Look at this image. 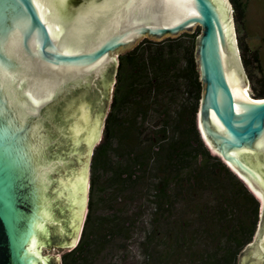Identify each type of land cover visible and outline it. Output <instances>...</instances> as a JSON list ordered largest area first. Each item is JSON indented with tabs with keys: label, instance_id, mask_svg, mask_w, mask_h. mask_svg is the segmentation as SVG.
Returning a JSON list of instances; mask_svg holds the SVG:
<instances>
[{
	"label": "water",
	"instance_id": "obj_1",
	"mask_svg": "<svg viewBox=\"0 0 264 264\" xmlns=\"http://www.w3.org/2000/svg\"><path fill=\"white\" fill-rule=\"evenodd\" d=\"M229 3L0 0V264H61L40 247L78 241L119 52L142 36L178 35L196 24L198 127L262 201L239 264H264V97L246 91Z\"/></svg>",
	"mask_w": 264,
	"mask_h": 264
},
{
	"label": "trees",
	"instance_id": "obj_2",
	"mask_svg": "<svg viewBox=\"0 0 264 264\" xmlns=\"http://www.w3.org/2000/svg\"><path fill=\"white\" fill-rule=\"evenodd\" d=\"M231 3L237 23H243L246 1ZM200 32L145 37L118 55L102 138L92 155L87 213L61 264H94L115 241L125 247L148 203L151 228L141 242L145 264H238L253 241L261 202L210 150L198 127ZM241 42L252 95L264 97L261 55Z\"/></svg>",
	"mask_w": 264,
	"mask_h": 264
},
{
	"label": "rangeland",
	"instance_id": "obj_3",
	"mask_svg": "<svg viewBox=\"0 0 264 264\" xmlns=\"http://www.w3.org/2000/svg\"><path fill=\"white\" fill-rule=\"evenodd\" d=\"M247 3V9L244 14V20L243 23H237L234 7L233 4L229 3L230 10H231V16L233 18V28L235 30V39L238 47V52L241 55V48H240V42L246 43L250 45L252 49H257L261 55V61L262 65L264 67V0H244ZM201 31V25L196 24L193 31L188 32H197ZM183 32H180L178 35H169V36H163L155 40H163L167 37H177L180 36ZM145 37L150 38L149 36H142L131 48L122 50L119 53L126 52L128 50L133 49L136 47ZM118 54V53H117ZM116 54V55H117ZM246 73L248 75L247 69L245 68ZM249 78V76H248ZM248 91L252 95V81L249 78L248 81ZM104 127V126H103ZM103 129V128H101ZM102 138V134H101ZM101 138L98 139V143L101 141ZM96 145V144H95ZM94 145V147H95ZM94 147L92 148L91 157L89 160V175H88V191L90 186V175H91V161H92V155L94 151ZM255 194V193H254ZM256 195V194H255ZM257 196V195H256ZM88 198V197H87ZM258 198V196H257ZM259 199V198H258ZM261 202V209H262V201ZM88 202V199H87ZM139 203L134 205L132 208L133 211H137ZM145 215L138 219L134 226H131L132 236L129 240H126L123 242L125 244V247L118 246L117 243H112L107 247L105 251H103L101 254L98 255V257L95 259L94 264H145V254L143 251L144 246H142L141 242L146 237L147 231L151 228L150 224V218H151V206L145 207ZM87 213V211H86ZM86 216V215H85ZM260 224V223H259ZM258 224V227H259ZM82 230V228H81ZM81 230L79 232V235L81 233ZM258 230V228H257ZM257 232V231H256ZM256 235V233H255ZM79 237V236H78ZM79 239V238H78ZM255 239V236H254ZM254 239L251 243L254 242ZM74 247H67L64 245H57V244H50V245H41L40 247V253L45 255H58L61 262V256L65 251H68ZM127 251L128 256H126V259L123 258V253ZM240 261V257L238 259V264Z\"/></svg>",
	"mask_w": 264,
	"mask_h": 264
},
{
	"label": "bare ground",
	"instance_id": "obj_4",
	"mask_svg": "<svg viewBox=\"0 0 264 264\" xmlns=\"http://www.w3.org/2000/svg\"><path fill=\"white\" fill-rule=\"evenodd\" d=\"M246 91L248 92V94L251 96V94L249 93V91H248V88H246Z\"/></svg>",
	"mask_w": 264,
	"mask_h": 264
}]
</instances>
